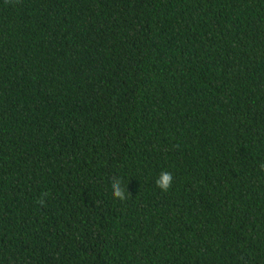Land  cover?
<instances>
[{
  "label": "trees",
  "instance_id": "16d2710c",
  "mask_svg": "<svg viewBox=\"0 0 264 264\" xmlns=\"http://www.w3.org/2000/svg\"><path fill=\"white\" fill-rule=\"evenodd\" d=\"M0 264H264V0H0Z\"/></svg>",
  "mask_w": 264,
  "mask_h": 264
},
{
  "label": "clouds",
  "instance_id": "9594fccd",
  "mask_svg": "<svg viewBox=\"0 0 264 264\" xmlns=\"http://www.w3.org/2000/svg\"><path fill=\"white\" fill-rule=\"evenodd\" d=\"M119 181V180H117ZM172 182V175L168 172H163L160 174L159 179H157L156 183L163 191H167ZM111 192L112 195L116 198L123 199L126 195L125 189L121 188L119 182H112L111 183Z\"/></svg>",
  "mask_w": 264,
  "mask_h": 264
}]
</instances>
